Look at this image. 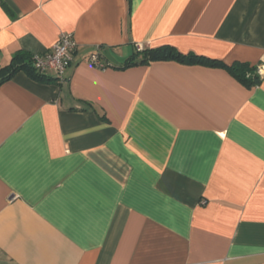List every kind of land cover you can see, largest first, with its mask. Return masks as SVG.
Instances as JSON below:
<instances>
[{
	"label": "crops",
	"instance_id": "obj_1",
	"mask_svg": "<svg viewBox=\"0 0 264 264\" xmlns=\"http://www.w3.org/2000/svg\"><path fill=\"white\" fill-rule=\"evenodd\" d=\"M63 32L62 81L0 84V264H264V0H0V68ZM165 44L259 82L120 67Z\"/></svg>",
	"mask_w": 264,
	"mask_h": 264
},
{
	"label": "trees",
	"instance_id": "obj_2",
	"mask_svg": "<svg viewBox=\"0 0 264 264\" xmlns=\"http://www.w3.org/2000/svg\"><path fill=\"white\" fill-rule=\"evenodd\" d=\"M31 58L32 54L25 51H19L8 66L0 68V84L5 80L10 79L11 76L19 70L26 71L31 77L39 81L50 82L56 79L38 71L33 66ZM158 60H176L184 64H202L227 67L234 76L248 86L259 82V76L255 73V68L250 66L248 63L235 62L232 65H226L219 59L198 55L193 52H181L175 46L170 44L153 48H145L137 51L134 56L130 57L124 65L120 67H128L138 63Z\"/></svg>",
	"mask_w": 264,
	"mask_h": 264
},
{
	"label": "built area",
	"instance_id": "obj_3",
	"mask_svg": "<svg viewBox=\"0 0 264 264\" xmlns=\"http://www.w3.org/2000/svg\"><path fill=\"white\" fill-rule=\"evenodd\" d=\"M77 46L73 35L63 32L51 51L43 54H32L31 62L41 73L46 75L52 73L57 80L62 81L73 60ZM103 57L104 52H95L89 56V61L98 68H106L108 65L104 62Z\"/></svg>",
	"mask_w": 264,
	"mask_h": 264
},
{
	"label": "water",
	"instance_id": "obj_4",
	"mask_svg": "<svg viewBox=\"0 0 264 264\" xmlns=\"http://www.w3.org/2000/svg\"><path fill=\"white\" fill-rule=\"evenodd\" d=\"M104 55L107 59H109L112 63H116V59L113 57L110 51H105Z\"/></svg>",
	"mask_w": 264,
	"mask_h": 264
}]
</instances>
